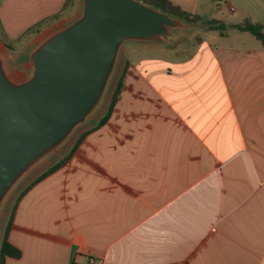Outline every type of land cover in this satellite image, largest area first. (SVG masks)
<instances>
[{
	"label": "crops",
	"instance_id": "crops-1",
	"mask_svg": "<svg viewBox=\"0 0 264 264\" xmlns=\"http://www.w3.org/2000/svg\"><path fill=\"white\" fill-rule=\"evenodd\" d=\"M171 1L264 24V0ZM66 2L0 0L8 43L37 42ZM234 30L128 47L109 119L19 200L6 264H264V45Z\"/></svg>",
	"mask_w": 264,
	"mask_h": 264
},
{
	"label": "water",
	"instance_id": "water-1",
	"mask_svg": "<svg viewBox=\"0 0 264 264\" xmlns=\"http://www.w3.org/2000/svg\"><path fill=\"white\" fill-rule=\"evenodd\" d=\"M190 24L142 0H83L82 14L28 54L14 80L0 53V209L15 184L96 112L126 43L175 37Z\"/></svg>",
	"mask_w": 264,
	"mask_h": 264
},
{
	"label": "rangeland",
	"instance_id": "rangeland-1",
	"mask_svg": "<svg viewBox=\"0 0 264 264\" xmlns=\"http://www.w3.org/2000/svg\"><path fill=\"white\" fill-rule=\"evenodd\" d=\"M82 10H83V0H75V4L68 6L65 9V11L60 15L59 19L49 20L47 21V23L43 25V27L41 28V34L38 36V38L39 37L40 38L37 42H32L30 41V39L29 40L27 39L23 42V44L22 42H19L18 44L13 45L14 47L10 44L12 48L7 46L6 44L7 39L0 26V53L5 61L10 76L14 80L20 82L29 79L32 76L33 68L29 61L28 54H30L33 48L37 46V44H39L42 40L50 36L53 32L60 30V28H63L66 23H69L74 19H76L77 17H79L82 14ZM233 19L237 20L236 18ZM186 25L187 26L183 27L181 30H176L175 37L168 41H163V43L156 41L154 43H140V44L150 45L157 43V44H164L168 47H177L178 45L184 43L199 41L201 33L204 30H208L204 22L190 23V24L186 23ZM232 33L233 34L231 39H234L235 36L240 37L242 35H249L251 39L256 40V38L248 32L242 33L238 30H234ZM28 41L30 42L28 43ZM132 44L134 43L133 42L126 43L125 46L120 51L114 71L112 73L107 89L105 91L104 98L100 103V105L98 106L96 112L88 119V121L85 124L79 126L65 141V143L61 145V147L57 148L52 153L44 157L40 162L35 164L25 175H23V177L15 184V186L12 188V190L6 197L0 209V243H1L3 229L10 213V208L13 206L15 200L22 192V190L26 188L27 185L33 179H35L41 172H43L45 169H47L55 162L63 159L67 155V153L71 150L73 145L76 143L77 139L79 138V134L81 133V130H84L89 125H94L95 123H97L99 119L107 111L117 81L120 78L125 65L129 61L127 59L129 55L128 47H130V45Z\"/></svg>",
	"mask_w": 264,
	"mask_h": 264
},
{
	"label": "trees",
	"instance_id": "trees-1",
	"mask_svg": "<svg viewBox=\"0 0 264 264\" xmlns=\"http://www.w3.org/2000/svg\"><path fill=\"white\" fill-rule=\"evenodd\" d=\"M142 1L152 5L153 7L161 9V10L169 13L170 15L174 16V17L181 18L186 22H190V23L204 22V24L206 25V28L208 30H218L221 33H225V31L228 30L229 28H234V29H237V30L242 31V32H250L255 37H257L262 42V44L264 45V24L252 22L250 20H246V21L239 23V24L227 25L218 19H203L200 15L191 14L188 11L184 10L181 6L174 4L171 0H142ZM74 4H75V0H67L66 4L64 6V9H66L68 6L74 5ZM59 17H60V14H56V15L52 16L50 18V20L59 19ZM39 26H40L39 24L35 25L31 29H29L28 32H38L40 29ZM6 44L8 47H11V45L8 43L7 40H6ZM126 73H127V64L125 65V68L123 69L122 74L117 81V84H116V87L114 89L112 99H111V102H110V105H109L107 111L99 119V121L97 122L95 127L102 125L103 123H105L109 119V117H110V115L114 109V106L116 104V101L118 99V96L122 90ZM84 134H85V132L79 137V139L76 141V143L73 145L71 150L67 153V155L63 159L55 162L54 164L49 166L47 169H45L43 172H41L35 179H33L27 185L26 188H24L22 190V192L19 194V196L15 200L13 206L10 208V213H9V216L6 220V223H5V226L3 229V233H2V238H1V243H0V264H6V258L7 257L20 258L22 256V251L18 247H16L15 245H13L10 241V238H9L10 231H11V228L13 225V220H14L16 208H17V205H18L19 200L21 199L22 195L31 186L36 184L38 181H40L44 177L48 176L49 174L55 172L60 167L65 165L68 162V160L70 159L72 153L75 151L76 146L78 145L79 141L83 138Z\"/></svg>",
	"mask_w": 264,
	"mask_h": 264
},
{
	"label": "built area",
	"instance_id": "built-area-1",
	"mask_svg": "<svg viewBox=\"0 0 264 264\" xmlns=\"http://www.w3.org/2000/svg\"><path fill=\"white\" fill-rule=\"evenodd\" d=\"M89 264H103V261L100 259H92Z\"/></svg>",
	"mask_w": 264,
	"mask_h": 264
}]
</instances>
